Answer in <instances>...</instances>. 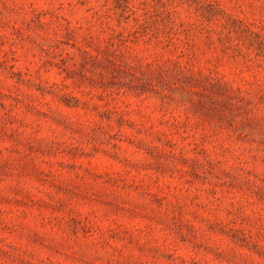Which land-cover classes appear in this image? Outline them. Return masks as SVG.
Here are the masks:
<instances>
[{
  "label": "rangeland",
  "instance_id": "obj_1",
  "mask_svg": "<svg viewBox=\"0 0 264 264\" xmlns=\"http://www.w3.org/2000/svg\"><path fill=\"white\" fill-rule=\"evenodd\" d=\"M0 264H264V0H0Z\"/></svg>",
  "mask_w": 264,
  "mask_h": 264
}]
</instances>
